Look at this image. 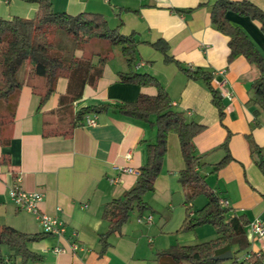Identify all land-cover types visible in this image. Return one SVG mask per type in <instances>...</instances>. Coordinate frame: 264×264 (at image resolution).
Masks as SVG:
<instances>
[{"label":"crops","instance_id":"crops-1","mask_svg":"<svg viewBox=\"0 0 264 264\" xmlns=\"http://www.w3.org/2000/svg\"><path fill=\"white\" fill-rule=\"evenodd\" d=\"M216 1L51 0L55 12L101 14L121 34H135L138 45L134 70L157 78L173 108L184 112L189 122L205 126L194 139L195 153L203 157L204 164L198 172L206 177L219 198L229 202L231 214L244 216L250 223L260 220L264 225V174L257 164L264 162V112L252 100V84L259 72L242 56L229 62V38L211 22ZM248 1L264 11V0ZM38 8V3L32 1L0 0V17L32 18ZM228 17L234 26L246 32L264 56L261 25L233 12ZM160 39L169 45L168 54L185 68L213 74L212 86L220 92L224 105L223 123L205 84L189 79L152 46ZM127 70L128 65L115 50L97 86L85 88L74 110L90 105L133 103L142 94L157 95L155 87L122 83L119 73ZM34 85L42 88L43 80L35 78ZM67 86V79H60L56 92L41 108L39 96L31 86H24L14 122L3 132L8 144L0 145V225L39 235L29 249L40 259L25 264H155L157 252L166 250L174 238L182 245L215 239L217 233L212 226L191 232L182 230L188 215L194 216L196 207L194 202L188 206L185 203L178 182L184 160L178 137L170 134L155 190L144 198L152 211L143 217H132L108 238L109 246L102 252L100 238L109 230V223L103 218L104 209L133 188L139 177L120 172L116 167L140 173L147 161L146 146L156 141L157 130L151 122L110 111L97 115L96 127L84 125L71 135L46 136L45 124L52 119L50 114L57 110ZM226 139L233 160L216 170L215 166L227 155L221 148ZM252 145L261 151L252 155ZM17 178L23 190L44 195L40 209L65 223L63 236L43 234L36 217L18 209L9 196ZM111 178L117 181L111 182ZM202 203L204 207L207 199ZM147 216H152L151 222L146 221ZM73 232L77 234L75 237ZM247 232L248 238L251 237L249 226ZM250 242L249 252L264 259V236L252 237ZM74 244L77 250L73 249ZM55 248H63L65 252L56 254ZM3 253L4 264H23L21 257L11 256L7 249Z\"/></svg>","mask_w":264,"mask_h":264},{"label":"trees","instance_id":"trees-1","mask_svg":"<svg viewBox=\"0 0 264 264\" xmlns=\"http://www.w3.org/2000/svg\"><path fill=\"white\" fill-rule=\"evenodd\" d=\"M26 1L38 3L39 8L34 17H0V145L8 144L3 132L14 122L19 95L24 86H31L39 96L41 108L56 92L58 81L67 79V90L60 96L57 110L50 114L52 119L45 124L46 136L71 135L74 129L84 126L87 116L110 111L129 119L151 122L157 130L156 141L146 146L147 161L140 169L135 186L104 209L103 218L109 223V230L100 238L102 252L109 246L108 238L130 221L135 210L140 217L152 211L144 198L155 190L168 151V138L174 134L178 137L184 160V169L179 173L178 182L184 191L186 205L192 204L200 196L207 199L206 205L197 210L194 216L188 215L182 230L191 232L209 225L215 228L217 237L198 244H178L159 251L155 264H264L260 254L253 253L249 260L243 259L251 247L247 232L249 220L223 208L206 177L198 172L204 164L203 157L195 153L194 139L204 131L205 126L189 122L184 112L174 109L157 78L134 70L138 45L135 34H121L119 28H111L101 14L58 13L54 11L51 0ZM231 12L257 21L264 32V11L248 0H217L211 11L212 25L229 38V62L242 56L258 70L259 76L252 84V100L264 112V56L246 32L231 23L228 17ZM95 42L94 50H87V45ZM152 46L164 55L166 62L175 63L189 79L205 84L223 123L224 105L220 92L212 86L213 74L202 69L185 68L168 54L169 45L165 40L160 39ZM115 50L119 51L128 65L127 72L119 73L120 81L140 87H155L157 95L142 94L133 103L90 105L75 111L74 105L83 98L85 88L97 86ZM35 78L43 80L42 88L34 85ZM255 114H258V110ZM221 148L227 151V155L215 166L216 170L224 168L233 160L228 151L227 139ZM260 151L261 148L252 145V155ZM257 164L264 174V162ZM38 238L39 235L25 234L0 225V264H4L3 249H7L11 256L21 257L23 264L39 260L40 257L29 249V244ZM228 251H232L230 260L216 259Z\"/></svg>","mask_w":264,"mask_h":264},{"label":"built area","instance_id":"built-area-1","mask_svg":"<svg viewBox=\"0 0 264 264\" xmlns=\"http://www.w3.org/2000/svg\"><path fill=\"white\" fill-rule=\"evenodd\" d=\"M86 127H96L97 126V115H89L85 118ZM116 169L123 173H132L138 174L137 170L128 167H116ZM111 182L117 181V179H110ZM21 180L17 178L14 184L10 187L9 196L18 207L19 210L25 211L33 214L38 220L42 232L45 235H54V236H63L66 233V225L63 221L54 216H49L43 213L40 209V205L44 200V195L39 192H28L23 190L20 187ZM219 204L223 208L229 207V202L225 199L219 198ZM146 221L151 222L152 216H147ZM251 231V237L249 241L252 240V237H262L264 236V225L260 220H255L249 225ZM76 232L72 233V236L75 237ZM73 249L77 250V246L74 244ZM63 248H55L54 253L61 254L64 253ZM253 253L248 252L244 255V260H249Z\"/></svg>","mask_w":264,"mask_h":264},{"label":"rangeland","instance_id":"rangeland-1","mask_svg":"<svg viewBox=\"0 0 264 264\" xmlns=\"http://www.w3.org/2000/svg\"><path fill=\"white\" fill-rule=\"evenodd\" d=\"M97 43L95 42V43H90L89 45H87V50H94V45H96ZM206 198L204 197V196H200V197H198L195 201H194V206L196 207L194 210L195 211H197L200 207H202L204 204L202 203V202H204V200H205ZM192 210V209H191ZM149 212H146L144 215H146V214H148ZM136 216H138V217H140L139 216V213H138V211L137 210H135L134 212H133V214L131 215V218L132 217H136ZM131 218H130V220H131ZM158 218V217H157ZM130 222V221H129ZM210 228L209 227V225H205V226H201V227H199V228ZM205 228V229H206ZM198 229V228H197ZM185 232H188V231H185ZM165 235V234H164ZM201 239H208V238H201ZM207 241H209V240H207ZM200 243H202V242H200ZM179 243H177V240L174 238L173 239V244L172 245H168V246H166L167 247V249H169V248H171L172 246H176V245H178ZM166 245V244H165ZM163 250H165V249H163Z\"/></svg>","mask_w":264,"mask_h":264},{"label":"water","instance_id":"water-1","mask_svg":"<svg viewBox=\"0 0 264 264\" xmlns=\"http://www.w3.org/2000/svg\"><path fill=\"white\" fill-rule=\"evenodd\" d=\"M231 258H232V251H228L225 254L216 257L217 260H221V261L230 260Z\"/></svg>","mask_w":264,"mask_h":264}]
</instances>
